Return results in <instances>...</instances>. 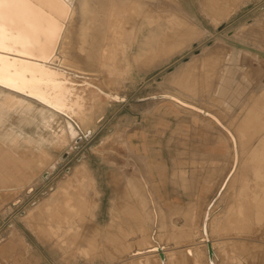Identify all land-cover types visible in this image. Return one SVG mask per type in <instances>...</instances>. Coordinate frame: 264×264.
Wrapping results in <instances>:
<instances>
[{"label":"rangeland","instance_id":"rangeland-1","mask_svg":"<svg viewBox=\"0 0 264 264\" xmlns=\"http://www.w3.org/2000/svg\"><path fill=\"white\" fill-rule=\"evenodd\" d=\"M92 2L96 5L97 1ZM138 4L128 5L129 19L120 20L115 28L121 39H113L119 45L113 46L117 63L112 75L99 68L67 70L77 87L85 89L84 81H92L93 89L120 98L98 109L94 126L84 130L58 113L52 128L44 129L36 123H22L15 112L0 126V137L10 132L49 139L68 121L76 130L62 149L44 144L52 148L53 163L39 171L35 165L24 171L33 177L30 186L22 191L0 190V241L15 221L35 222L38 227L32 228L33 233L45 241L57 264H140L147 260L149 264H239L229 258V247H239L230 246L228 239L247 235L255 243L264 237V148L259 151L261 157L250 155L264 142V0H139ZM132 21L141 31L133 47ZM77 23L75 19L74 26H69L72 38ZM228 85H236L240 96L247 94L231 121L237 143L231 147V162L192 164L184 169H231L235 173L228 191L209 210L206 234L208 229L210 240H226L214 243L218 257L213 262L208 260L206 243H200L205 237L193 211L184 213L182 222L180 211L166 212L155 205L149 164L143 155L133 153L131 143L133 135L143 140L141 130L148 127L151 109L164 114L181 106L177 100L183 98L213 102L217 95L228 94ZM139 114L140 119H135ZM81 165L88 170L82 185L73 178ZM68 181L73 184L72 208L63 201L64 193L58 192L59 185ZM49 201L47 210L43 205ZM96 220L103 221L102 227H90ZM150 247L164 254L146 253ZM139 250L143 255H135ZM187 250L196 255L188 258Z\"/></svg>","mask_w":264,"mask_h":264},{"label":"bare ground","instance_id":"bare-ground-1","mask_svg":"<svg viewBox=\"0 0 264 264\" xmlns=\"http://www.w3.org/2000/svg\"><path fill=\"white\" fill-rule=\"evenodd\" d=\"M92 1L0 0V53L16 57L0 55V126L5 124L10 113L15 112L21 115L22 123H36L37 127L41 125L44 129H51L52 123L60 113L87 130L94 126L98 109L108 103L120 101L113 93H107L101 88L93 89L92 81H84L85 89L77 87L76 81L67 70L89 72L93 68H99L98 71L105 69L112 75L116 71L117 63V54L113 51V46L119 45L113 39H121V33L115 28L120 20L129 19L126 10L128 5L138 4L139 0H96V5ZM116 13L118 17H115ZM75 19L78 23L72 38L69 26L70 24L74 26ZM132 22L130 35H134V38L131 47L135 42H139L141 32L140 26L136 27L135 21ZM82 64L90 69L85 70ZM31 101L42 107L38 109ZM75 135L73 122L68 121L65 127L59 132H54L49 139L42 135L34 137L26 134L23 137L10 132L1 136L0 190L22 191L26 186H30L33 177L24 171L31 165H35L38 171L43 166H51L54 154L52 148L56 150L65 147ZM45 143L52 148L44 146ZM250 155L253 158L262 156L257 150ZM234 159L237 162V156ZM73 178L81 185L82 181L88 178V170L84 165L76 168ZM71 188H73L71 181L64 182L58 187V192L64 193L63 201L68 208L75 207L69 193ZM77 203L79 205V202ZM50 204L49 201L43 206L50 210ZM209 215L208 211L202 226L203 234H206ZM34 216L33 220H36ZM150 248L151 251L146 253L164 254L163 250ZM193 251H186L188 258L196 255ZM135 255L143 253L139 250ZM148 261L140 264H149Z\"/></svg>","mask_w":264,"mask_h":264},{"label":"crops","instance_id":"crops-1","mask_svg":"<svg viewBox=\"0 0 264 264\" xmlns=\"http://www.w3.org/2000/svg\"><path fill=\"white\" fill-rule=\"evenodd\" d=\"M228 91L227 95H217L213 102L209 99L203 103L191 98L177 100L181 106L166 109L164 114L151 109L148 113V127L141 130L145 132L141 135L143 140L139 141V136L133 135V153L143 155L149 164L150 190L155 205L166 212L183 209L179 219L182 222L183 214L187 215L191 210L195 221L203 226L207 212L217 205L234 178L235 173L231 169L229 172L184 170L192 164L231 162V147L234 149L237 144L232 134L231 121L240 111L239 105L242 107L246 101L247 94L240 96L236 93V85H232ZM140 116L135 119L139 120ZM141 124L142 119L137 125ZM263 148L264 142L261 140L256 150L262 151ZM208 180L211 182H206ZM102 222L96 220L90 227H102ZM35 225V222L15 221L5 233L1 232L5 237L0 241V264H57L45 241L33 233ZM203 235L205 239L200 240V243H206L208 260L214 262L218 257L214 243L226 240H210L208 229L207 236ZM228 240L230 246L236 244L239 247L236 250L229 247L231 260L235 259L239 264H264V237L255 243L247 235L230 237ZM209 247L212 257L209 255Z\"/></svg>","mask_w":264,"mask_h":264},{"label":"water","instance_id":"water-1","mask_svg":"<svg viewBox=\"0 0 264 264\" xmlns=\"http://www.w3.org/2000/svg\"><path fill=\"white\" fill-rule=\"evenodd\" d=\"M0 55H3L4 57H14V58H16L15 56H11V55H7V54H3V53H0ZM13 81V80H12ZM8 89H10V88H8ZM10 90H14V89H10ZM14 91H16V90H14ZM18 93H20V92H18ZM22 94V93H21ZM216 120V119H215ZM217 121V120H216ZM219 124H221L219 121H217ZM225 130H227L223 125H221ZM227 132H229L228 130H227ZM230 133V132H229ZM231 137H232V134H231ZM209 255H210V257H212V251H211V247H209ZM161 256V258L162 259H164V257H163V254H161L160 255Z\"/></svg>","mask_w":264,"mask_h":264}]
</instances>
